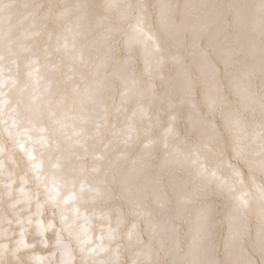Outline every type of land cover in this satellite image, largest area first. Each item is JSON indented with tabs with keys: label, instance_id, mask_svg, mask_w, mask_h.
<instances>
[{
	"label": "snow or ice",
	"instance_id": "6c2138e0",
	"mask_svg": "<svg viewBox=\"0 0 264 264\" xmlns=\"http://www.w3.org/2000/svg\"><path fill=\"white\" fill-rule=\"evenodd\" d=\"M14 7L0 0V124L28 164L0 144V264H264V0L106 2L100 42L92 5H63L57 32L51 5L25 3L21 25L39 16L44 32L23 39L55 36L69 63L46 79L33 54L12 105L5 66L18 75L31 51L13 50L11 26L5 45Z\"/></svg>",
	"mask_w": 264,
	"mask_h": 264
},
{
	"label": "bare ground",
	"instance_id": "6f19581e",
	"mask_svg": "<svg viewBox=\"0 0 264 264\" xmlns=\"http://www.w3.org/2000/svg\"><path fill=\"white\" fill-rule=\"evenodd\" d=\"M5 2H7V0H5ZM106 2L122 3L123 0H15V7L12 9L11 25H9V23L7 21H5V23L2 26L3 32H4L5 37H6L5 45H7L9 42L8 30H9V27L11 26L12 31H11L10 39L12 41L13 50L17 51L19 53V46L21 43H23V44L27 45L31 51L19 54V57H18V59H19V74L18 75H17V69L15 66H12L11 73L8 72V66L7 65L5 66V79H7L9 75H11L13 78H16L19 82L17 89L12 90L11 92H9L8 86H6L4 88V92L8 94L7 98L11 101L12 105H15L18 98H19V86H22L28 80L27 72L29 71V69L25 67V63L27 60L32 58L33 54L35 55L36 58L39 59L40 74L42 76H45L46 79L48 78V74L50 72V69L53 66L58 65L59 66V72L56 74L55 79L62 80L64 78L65 73L67 72L68 63H69V61L63 56L62 52L58 53L55 50L56 49L55 36H53V39L51 41H48L47 36L44 34H42L39 37L29 35V38L27 40L23 39L22 33L26 32V31L29 33H31L32 31H36V30L41 31L42 33L44 32V29H42L40 27L41 20H40L39 16H37L35 21H34L35 24L37 25L36 29L31 28V25L33 23L32 20L25 21L21 25L20 21L27 14V10L23 7V5L25 3H27V4L31 5L33 8L38 3H44V4L51 5L52 10H51V13L49 15V19H48L47 23L49 26V30L55 28V30L57 32L61 31L64 28L63 23H58L56 21V13L60 10V8L63 5H67L68 7H71L77 3H87L89 5H92L93 7L90 9L89 21H85V23H88V22L92 23V26L95 29L94 38L96 39L97 42H100L102 40V36H103V32H104V25L107 22L106 21H99V26H98L97 21H98V18L103 15V10L100 7V5H102ZM179 2L183 3L184 0H179ZM111 15H112V19H115L116 16L118 15V13L114 12ZM74 19H75V14H73L69 17V20H74ZM91 38L92 37H89V39H91ZM82 43H83V41H82ZM46 44L48 46L49 53H50L49 58L47 60L48 68L44 67L45 59H44L43 48L45 47ZM212 60L213 61L216 60L215 55L212 56ZM141 68H142V65L138 64L137 70H139ZM169 70H171V66H170ZM84 71L87 73L88 69H84ZM25 103H28V94L27 93H25ZM116 103L117 104L119 103L118 97L116 99ZM107 105H108V112H109V123H111L112 113L114 110L113 101L109 100L107 102ZM135 106L136 105H135L134 100L129 102L126 105L129 115L131 114V112L135 108ZM161 107L163 108V105ZM20 111H21V115H23V109L22 108L20 109ZM92 115H93V120H95L96 119L95 112H93ZM4 119L9 120V123L11 122L7 113L5 114ZM161 119L162 120L166 119V117L162 115ZM135 123H136V126L139 128L140 127L139 119H137L135 121ZM4 127H5V125L0 124V144H3V146L6 148V150H7L6 156H7V154L14 155V157L17 159V161L21 164L22 167H27L28 162H27L26 158H24V155L21 152V150L16 147L14 139L9 137L7 132L4 131ZM86 127H87V131L89 133L94 131L92 124H89ZM161 130L162 129H160V128L153 129V136L157 137ZM102 132H103V138L105 141H107L108 139H111V130L110 129H107V128L103 129ZM93 150L98 152L99 146H97ZM37 155H39V153H37ZM84 164H85V175L80 176L78 178L81 180L84 179L85 176H87V171L91 167L90 156H89L88 160L84 161ZM88 178L91 179V177H88ZM34 186H35V182L33 181L30 188L34 189ZM41 192H43L42 189H41ZM168 195H169V199L172 202L170 207H172L175 204V200H174V197L172 196L171 192H169ZM156 211H157V214H159V210L157 209ZM248 220H249L250 226L254 232V230L257 226V216H256L255 211H253L250 214ZM131 223H132V218L129 217L127 226H131ZM141 227H143L142 224H141ZM165 240H166V242H170V240L167 237H165ZM131 255H132V253L129 251H125L122 253L123 259L125 261H128V264H130ZM253 255L256 257L257 260H259V255L257 253L253 252Z\"/></svg>",
	"mask_w": 264,
	"mask_h": 264
}]
</instances>
